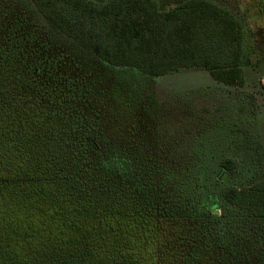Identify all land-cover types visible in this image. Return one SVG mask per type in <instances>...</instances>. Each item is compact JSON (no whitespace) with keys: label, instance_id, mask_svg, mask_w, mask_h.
<instances>
[{"label":"trees","instance_id":"1","mask_svg":"<svg viewBox=\"0 0 264 264\" xmlns=\"http://www.w3.org/2000/svg\"><path fill=\"white\" fill-rule=\"evenodd\" d=\"M226 4L0 0V264H264L256 111L157 92L189 69L244 86Z\"/></svg>","mask_w":264,"mask_h":264},{"label":"rangeland","instance_id":"2","mask_svg":"<svg viewBox=\"0 0 264 264\" xmlns=\"http://www.w3.org/2000/svg\"><path fill=\"white\" fill-rule=\"evenodd\" d=\"M221 1H225L228 6L239 12V15L245 16L243 21L246 35L245 48L250 61L245 66L246 82L244 86H224L216 82L209 71L189 69L159 77L156 82L157 92L162 98L177 97L191 92H195V96L198 98H206L205 95L201 97L198 94L199 92H209L207 93L208 101L214 103L217 102V98L222 97L220 93L222 89H229L238 100L241 99L242 102H246L251 114L256 111L262 124L261 134L264 139V0ZM235 153H238L242 160L241 171H245L239 180L248 183L252 180V174L247 172L248 168L246 161L243 160V151L236 150ZM185 195V201L191 206L197 205L201 198V193L194 188L187 190Z\"/></svg>","mask_w":264,"mask_h":264}]
</instances>
